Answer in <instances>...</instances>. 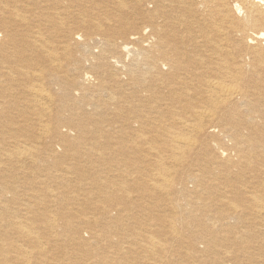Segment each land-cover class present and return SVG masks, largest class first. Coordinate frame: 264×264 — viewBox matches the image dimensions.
Wrapping results in <instances>:
<instances>
[{
  "label": "bare ground",
  "instance_id": "bare-ground-1",
  "mask_svg": "<svg viewBox=\"0 0 264 264\" xmlns=\"http://www.w3.org/2000/svg\"><path fill=\"white\" fill-rule=\"evenodd\" d=\"M0 264H264V0H0Z\"/></svg>",
  "mask_w": 264,
  "mask_h": 264
}]
</instances>
